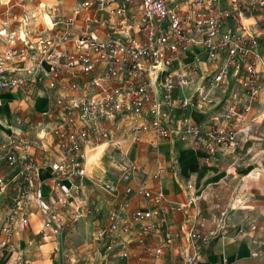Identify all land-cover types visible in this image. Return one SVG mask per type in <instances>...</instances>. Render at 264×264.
<instances>
[{"label": "built area", "instance_id": "built-area-1", "mask_svg": "<svg viewBox=\"0 0 264 264\" xmlns=\"http://www.w3.org/2000/svg\"><path fill=\"white\" fill-rule=\"evenodd\" d=\"M42 7L46 8L45 4ZM259 13L264 14V0H81L74 13L61 15L62 25L45 21L36 41L31 21L37 13L22 16L16 27L0 21V36L9 44L0 51V91L24 89L33 80L51 89L77 92L70 100L57 98L49 113L62 157L48 166L62 192L61 200H76V190L87 184L88 147L114 142L111 129L103 127L104 121L114 120L124 139L140 141L153 135L204 148L210 156L220 147L237 146L238 129L197 124L190 112L201 102L213 101L204 95L208 88L214 89L215 95L222 90L221 96L226 97L228 83L233 80L243 89L240 97L245 99L230 102L222 117L233 124L246 120L262 89L264 36L251 30V18ZM202 63L206 71L199 88L190 97H183L182 88L202 76ZM115 146L120 153L126 198L106 224L95 228L88 248L116 246L129 264H149L125 247L120 233L134 236L146 251L161 257L174 239L166 230V215L187 205L169 202L161 186H147L148 179L164 176L166 167L160 162L149 178L134 185L140 165L118 142ZM4 160L11 178L0 190L11 189L14 201L0 247L8 244L13 221L21 230L29 227V195L45 214L46 235H62L83 215L78 206H72L65 217L49 203L38 172L40 165L24 135L14 133ZM187 186L194 188L193 183ZM102 187L113 195L121 191L120 183L103 181ZM134 196L145 205L138 203L131 208ZM205 226L202 218L189 232L192 247L208 244ZM159 230L165 243L156 247L147 244ZM200 256L195 250L188 252L183 264H202Z\"/></svg>", "mask_w": 264, "mask_h": 264}, {"label": "crops", "instance_id": "crops-1", "mask_svg": "<svg viewBox=\"0 0 264 264\" xmlns=\"http://www.w3.org/2000/svg\"><path fill=\"white\" fill-rule=\"evenodd\" d=\"M64 2L70 4L71 1ZM262 20V13L253 16L251 30L264 36ZM44 25L33 23L34 41ZM114 34L119 35L117 31ZM8 47L6 39L0 36V51ZM193 50L197 49L194 47ZM191 59L189 54L187 60ZM202 68V76L182 88L180 94L183 97H190L199 88L206 71L203 63ZM260 69L264 74V59ZM76 93L51 89L46 83L38 84L33 80L24 89L0 91V186L4 180L8 182L11 178L7 164L1 167V158L10 149L14 133H21L40 165L38 172L44 181L43 192L49 203L65 217H68L72 206H78L83 213L64 229L62 235H46L45 214L29 195L26 197L29 227L21 230L16 221L12 222L14 229L9 242L0 247V264H129L116 246L100 250L95 246L88 248L93 244L95 228L106 224L111 213L126 198V182L121 181V159H116L109 152L112 148L116 149V142L128 150L129 156L134 153L133 159H130L140 165L132 181L134 185L145 177L149 178L160 162L166 167L164 176L160 180L148 179L147 186L151 189L161 186L169 202L187 205L166 215V230L174 239L166 247L164 255L155 256L146 251L144 244H139L134 236L121 232L119 240L125 243V247L149 264H183L185 254L194 250L201 254L202 264H264V133L261 130L264 88L252 104L246 121L234 124L222 115L230 102L241 100V89L236 87L226 97L215 95L212 88L204 91V95L213 101L199 103L190 112L192 120L197 124L208 122L239 130L237 146L220 147L214 156H210L204 148L179 141H165L153 135H147L140 141L124 139L114 120L104 121L103 127L111 129L114 142L104 141L88 147L87 184L76 190V200L70 197L67 199L69 202L64 203L62 192L55 186L52 170L48 166L62 157L49 113L57 98L70 100ZM103 181L120 183V194L105 192ZM188 183H193L194 188L189 189ZM193 197L198 199L192 201ZM13 201L14 192L11 189L0 190V238L5 236L2 229L9 221ZM138 203L145 205L140 197L131 198V208ZM223 211L225 214L222 216ZM219 217L221 220L217 219ZM202 218L206 219L208 244L192 247L188 234ZM163 243L165 236L160 230L147 240L152 247Z\"/></svg>", "mask_w": 264, "mask_h": 264}, {"label": "rangeland", "instance_id": "rangeland-1", "mask_svg": "<svg viewBox=\"0 0 264 264\" xmlns=\"http://www.w3.org/2000/svg\"><path fill=\"white\" fill-rule=\"evenodd\" d=\"M67 1L69 2L71 1L70 4H66L64 0H10V1L0 0V21H6L10 24L11 27H16L18 25L19 19L22 16L24 15L30 16L33 13H37L35 19L31 21L32 24L34 23V24H39L42 26L45 24V21H46L50 25L51 21H54L57 25H62L64 23V19L62 18L61 15L64 13L65 14L74 13L81 0H67ZM42 4L43 5L45 4L46 8L42 7ZM106 27H107V30L108 28L110 29L108 30V32H111V26L107 24ZM263 53H264V49H263ZM263 59H264V55H263ZM261 78H262V88H264V74L262 71H261ZM228 84L230 88L229 90L231 92L236 87H239L236 84V81L234 82L233 80L230 81ZM242 90H241V93H242ZM221 93H222V90H220L219 93H217L218 96H221ZM244 99H245V96L244 97L242 96L241 100H244ZM223 113H225V111ZM261 127H262L261 130L264 133V122L261 123ZM109 152L116 159L120 158V153L115 148L110 149ZM133 155L134 153L132 154V156ZM132 156L130 153V158L133 159ZM1 162H2L1 167H4V165H6L4 156H2Z\"/></svg>", "mask_w": 264, "mask_h": 264}]
</instances>
